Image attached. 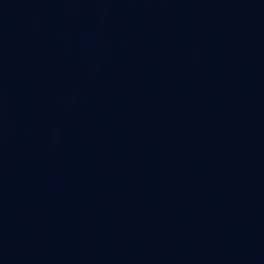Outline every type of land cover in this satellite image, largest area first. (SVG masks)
Instances as JSON below:
<instances>
[{"label": "water", "instance_id": "1", "mask_svg": "<svg viewBox=\"0 0 264 264\" xmlns=\"http://www.w3.org/2000/svg\"><path fill=\"white\" fill-rule=\"evenodd\" d=\"M0 264H264V0H0Z\"/></svg>", "mask_w": 264, "mask_h": 264}]
</instances>
